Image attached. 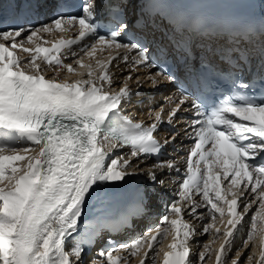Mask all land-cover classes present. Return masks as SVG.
Segmentation results:
<instances>
[{
  "label": "snow or ice",
  "instance_id": "obj_1",
  "mask_svg": "<svg viewBox=\"0 0 264 264\" xmlns=\"http://www.w3.org/2000/svg\"><path fill=\"white\" fill-rule=\"evenodd\" d=\"M9 2L13 9L5 18L0 0V264H85L86 248L107 224L101 219L92 230H81L88 203L103 210L112 189L140 174L163 187L156 170L164 175L165 169L179 180L160 223L127 244L100 251L88 264H131L137 256L145 264L150 252L151 264H197L188 241L202 234L221 241L216 264H264V21L257 27L236 15L192 18L166 3L162 11L170 31L155 19L134 22L144 34L163 29L170 50L153 49L129 35L124 8L132 0H83L79 14L61 12L65 0ZM217 2L242 8L252 0ZM99 5L108 9L111 28L98 22ZM47 9L52 18L38 22ZM73 31L74 39L64 38ZM57 33L50 48L42 46L45 35ZM78 44L83 55L72 50ZM98 50L115 54L93 64ZM69 54L72 62L64 63ZM117 59L133 71L145 69L154 87L161 81L177 86L167 116L171 123L182 112L191 114L183 129L192 141L180 157L183 168L169 159L157 160L147 173L140 169L179 133L163 143L156 139L164 106L150 110L153 122L147 126L124 114L133 77L129 73L112 90L110 65ZM124 148L129 151L120 153ZM144 208L140 197L121 214V223L130 224ZM185 215L199 221L202 232ZM245 225L246 239L233 258L234 240ZM203 249L201 262L209 245Z\"/></svg>",
  "mask_w": 264,
  "mask_h": 264
},
{
  "label": "bare ground",
  "instance_id": "obj_2",
  "mask_svg": "<svg viewBox=\"0 0 264 264\" xmlns=\"http://www.w3.org/2000/svg\"><path fill=\"white\" fill-rule=\"evenodd\" d=\"M108 56H109V54H102L97 59L107 60V57ZM84 59H85V63H88L90 58L85 57ZM92 63L94 64L95 61L92 60ZM113 64L115 66H111L110 65V72H112V70H115L116 71L115 74H117V71L119 69L122 70V72H121L122 74L121 75L118 74L120 76L119 78H121L120 81H119V83H118V80H116V79L113 82V84H114L113 90H119V87L123 83L124 78L128 75V72H131L132 70H131V67L130 66L126 65L122 60H119V59H117L116 61H114ZM74 67H77V66H74ZM77 70L78 71H83V70H86V69H79L78 68ZM141 71H144V73H141V74L138 73L137 74V71H135L132 74L133 79L129 81V82L132 83V85H129L131 91H134L137 88H142V89H145V90H147L149 92L156 91L157 89H159L157 87L152 86V84L150 83V81H148L146 79L147 71L145 69L141 68L138 72H141ZM137 75H139L140 78L143 79L141 82H139L140 84L137 83L138 85L136 84L135 78H134ZM70 78H72V77H70ZM160 86H161L160 89L162 90L164 88V86L161 85V84H160ZM172 90H171V92H172ZM171 92H168L167 96L165 95L166 93H164V94H160V95H158L156 97L159 98V96H162L163 95L164 98L167 97V98H165V101H167V103H168V98H170ZM137 98H139V96L134 97L135 100ZM127 104L129 105V103H126V106H127ZM152 104H150L148 102L136 103V104L131 105V106L127 107V108H128V110H131L132 109L131 111L134 112V113H136V112L139 113L140 111H141V113H144L145 112L144 116H147L149 114V112H150V111H148V108H150L152 106ZM168 111H169V109H168ZM168 111L166 113H168ZM186 117L187 116H185V114H181L180 113L173 120V122H175L177 124V126H178L177 132L178 131H181V130L183 131V129L185 127V122H183V121L186 119ZM172 124L173 123H171V126H172ZM171 126L169 128H171ZM167 131L168 130H167L166 127L160 126L159 133H161V137H166ZM185 145H187V142H185V144L182 147L183 151L185 150L184 149L185 148ZM119 152H121V149L119 150ZM165 159H166L165 158V155H163L159 160H165ZM156 162H157V160H155V159L153 160L152 158L148 157L147 159L144 160L143 163L140 164L139 167H140V169H143V170H145V169H148L149 170L150 168H152V165L155 164ZM157 175H158L159 178H161V176H162V175H160L159 172L157 173ZM171 176L169 177V180H168L169 181L168 182V185H169L168 188H171L172 185L178 186V184L175 181L176 178L175 177H172L171 178ZM197 199H199V198L197 197ZM106 207H107V204H105L103 206V210H101V207L99 205H97V204H95L93 202L88 203V205L85 207L84 215L82 216L81 221H80L81 230L84 231L85 228H88L89 223L91 222V220L98 219V221H100L101 219H103V220L107 221L108 216H110V215H108V213H110L111 210L104 211V209ZM135 219L136 220L139 219V220H137L136 223H133V220H135ZM185 220H187L190 223V217L189 218H186ZM153 221H154L153 218H149V216H146L145 214H143L142 216H138V217L134 216L133 219L130 221V224H128V226L126 228H124L123 232L122 231H116V232L109 231L108 227L106 226L103 231H100L96 236L93 237L92 242L90 243V245L87 248L90 249L91 246H93V245L94 246H99L100 245V240L102 238H105L106 241L104 243L108 247L111 246V245H115V244H120V245L121 244H127L128 242H131L133 239L139 237L140 236V233H141V230L143 228H147L148 229L149 227H151V226H149V223H151ZM209 222H211V221L209 220ZM218 223H219V221H218ZM223 227H224V225H223ZM245 230H246V227H244V229H242L240 231L238 237L234 240L235 242H234L233 250L230 253V255H232L231 257H233V258L236 255V251L237 250H240L242 248V244H243V242L245 240L244 239ZM212 231L214 232V230H212ZM197 236L198 235H196V237ZM207 240H208L207 243L206 242H204V243H206V244L209 245V251H208L209 253L207 255L208 258L206 259V262H204L203 264H216L215 252H216V250L219 249V245H220V242L221 241L218 240V239L217 240H214L213 237L211 236V234H210V237ZM170 242H171V237H169L167 240L164 241L165 245H167ZM193 242H194V248L190 246L191 248H193V249L190 248V250H191V259L192 260H194V257L192 255L195 252V247H196V243H195L196 241H193ZM109 244H111V245H109ZM104 250H106V249H104ZM203 250L204 249H201V251H203ZM143 251H144V249H141V255L143 254ZM122 255H127V253H122ZM93 258H96V257H93ZM93 258H91V260ZM84 260H85V257H84ZM139 260H140V257L139 256H137L135 258H132L131 264H139ZM148 261H151L152 262V254H151V252L149 253V256L146 258L145 264H151V262H148Z\"/></svg>",
  "mask_w": 264,
  "mask_h": 264
},
{
  "label": "rangeland",
  "instance_id": "obj_3",
  "mask_svg": "<svg viewBox=\"0 0 264 264\" xmlns=\"http://www.w3.org/2000/svg\"><path fill=\"white\" fill-rule=\"evenodd\" d=\"M131 70H132V68H131ZM122 70H118V74L119 75H121L122 73ZM135 71H131V72H128V74L129 73H131V75L134 73ZM138 73H144L143 71H141V72H137V74ZM116 75L115 77H118L119 75ZM133 77V76H132ZM135 78V77H134ZM120 79L121 78H118V83H119V81H120ZM143 79H140V81L139 82H141ZM135 82H137L136 80H135ZM131 83V82H130ZM138 83V82H137ZM140 84V83H139ZM140 91V93H137V92H135V94L133 95V96H139V97H141V98H139V100H136V102H138V101H140V102H152V101H154L155 102V104L152 106V108L154 109V110H159L160 109V107L161 106H164V113H166V111H168V106L166 105L167 103L165 102V101H163V100H161V97L162 96H159V98H157L156 96H158V95H160V94H163V92L162 91H152V94H149L147 91H145V90H139ZM133 93V92H132ZM154 99V100H153ZM136 102L133 100L132 101V103H131V105L132 104H136ZM183 139H181L180 137H178V139L176 140L177 142H179V141H182ZM182 143H185V141L184 142H182ZM177 146H179V145H177ZM170 152V155L167 157V159L169 160V159H172V160H176L179 164H180V157H182L181 155H182V153H181V151H180V149H178V148H176V150H174V151H169ZM122 153H123V151H122ZM175 174V172H171V173H169L168 171H166L165 172V174H164V176L163 177H161V179H163V180H165V185L162 187V188H160L161 187V185L158 183L157 184V188H159L158 190V192H157V195L155 196V198H156V204H158V205H156L154 208H149L148 210H147V212L145 213V214H147L150 218H153L154 219V224L156 225V224H158V223H160V218L163 216V214H164V212H165V207H166V205H168L172 200H174V199H176V196L174 195L175 194V192L178 190L177 189V187H175L174 185H172L171 186V188H168V180H169V177H170V175H174ZM178 179H179V177L177 176L176 177V181H178ZM184 205H182V207H183ZM199 211H204L203 209H200ZM250 215H251V213L249 214V217H250ZM190 216H187V215H185V219L186 218H189ZM209 222V221H208ZM190 224H192L197 230H198V232H202V224L199 222V221H197V220H195V219H193L192 217H190ZM154 225V226H155ZM217 225L219 226V227H221V229L223 230V225H219V223H218V221H217ZM200 227V228H199ZM245 227H246V230H245V233H244V239H246V236H247V225H245ZM147 230V228H143L142 230H141V233H140V236H142L144 233H145V231ZM200 230V231H199ZM214 230V229H213ZM212 236V235H211ZM210 237V234H202V235H198L197 237H196V235L192 238V239H190L189 241H188V244L191 246V247H193L194 248V242L193 241H196L195 243H196V247H195V252L193 253V257H194V261H197V264H203L204 262H206V259L208 258L207 257V255H208V253L209 252H207L206 253V255H205V260L204 261H198V254H199V252L201 251V249H203L202 247L207 243V239ZM213 237V236H212ZM79 239V238H78ZM192 240V241H191ZM106 240H102V241H100V245L99 246H91V248L89 249V248H86V250H85V255H84V257H85V264H88V262L91 260V258H93V257H97L98 256V253L100 252V251H102V250H104V249H107L108 248V246L104 243ZM204 242H206V243H204ZM235 242V241H234ZM129 243V242H128ZM204 243V244H203ZM109 245H111V244H109ZM120 244H115V245H111L112 247H118ZM103 246V247H102ZM201 246V247H200ZM100 249H99V248ZM103 249H102V248ZM190 247V248H191ZM98 248V249H97ZM193 248H191V249H193ZM209 251V250H208ZM247 254H248V252H247V250L244 252V254L242 255V257H241V259L242 260H246V257H247ZM230 256H232V255H230ZM87 257V258H86ZM145 261H146V259H145ZM148 262H151V261H148Z\"/></svg>",
  "mask_w": 264,
  "mask_h": 264
}]
</instances>
